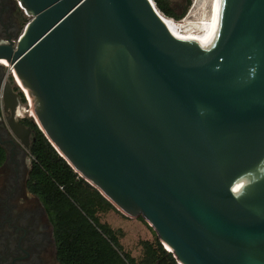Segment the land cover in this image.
Listing matches in <instances>:
<instances>
[{
    "label": "water",
    "instance_id": "water-1",
    "mask_svg": "<svg viewBox=\"0 0 264 264\" xmlns=\"http://www.w3.org/2000/svg\"><path fill=\"white\" fill-rule=\"evenodd\" d=\"M18 1L0 59L59 155L178 264H264V0H221L206 48L153 0Z\"/></svg>",
    "mask_w": 264,
    "mask_h": 264
},
{
    "label": "trees",
    "instance_id": "trees-1",
    "mask_svg": "<svg viewBox=\"0 0 264 264\" xmlns=\"http://www.w3.org/2000/svg\"><path fill=\"white\" fill-rule=\"evenodd\" d=\"M174 1L153 0L161 13L178 20L185 15L191 0H181L180 13L175 11ZM31 122L34 128V140L30 145L35 162L34 190L50 213L62 264H178L157 237L153 241L140 242L139 258L125 251L120 242L121 230L112 228L99 217L101 213L117 211L115 206L75 172Z\"/></svg>",
    "mask_w": 264,
    "mask_h": 264
},
{
    "label": "flooded vegetation",
    "instance_id": "flooded-vegetation-1",
    "mask_svg": "<svg viewBox=\"0 0 264 264\" xmlns=\"http://www.w3.org/2000/svg\"><path fill=\"white\" fill-rule=\"evenodd\" d=\"M21 21L16 0H0V43L16 41ZM7 70L0 63V264H62L50 213L34 190V128L25 115L22 92ZM8 83L12 93L5 105ZM15 117L30 129L28 135L12 133L8 120Z\"/></svg>",
    "mask_w": 264,
    "mask_h": 264
},
{
    "label": "bare ground",
    "instance_id": "bare-ground-1",
    "mask_svg": "<svg viewBox=\"0 0 264 264\" xmlns=\"http://www.w3.org/2000/svg\"><path fill=\"white\" fill-rule=\"evenodd\" d=\"M220 5L221 0H193L188 16L179 21L165 16L156 7L155 8L173 35L183 39H190L198 45L206 48L212 44L217 33ZM0 63L9 68L11 67L6 59H0ZM14 77L27 98L29 97L28 100L31 109V96L19 83L16 73L14 74ZM30 116H32V113ZM33 118L35 119L34 113ZM167 248L171 250L169 246H167Z\"/></svg>",
    "mask_w": 264,
    "mask_h": 264
},
{
    "label": "rangeland",
    "instance_id": "rangeland-1",
    "mask_svg": "<svg viewBox=\"0 0 264 264\" xmlns=\"http://www.w3.org/2000/svg\"><path fill=\"white\" fill-rule=\"evenodd\" d=\"M192 3H193V0H191V3L189 7L187 8L185 15L181 19H178V21L188 16ZM173 4L175 5V11L177 13H180L182 10L183 1L176 0L174 1ZM21 15H22V21L18 29V32L15 36V40L18 39V37L23 32L26 23L31 19V17L29 15H26V13H24V11L22 10H21ZM22 95H23V92H22ZM23 98L26 104V99L24 95H23ZM29 112L31 113V109ZM32 116H33V113H32ZM28 118L33 121V117H28ZM99 217L102 222L108 223L112 228L121 230L122 234L120 237V242L124 250L129 252L130 255L135 258H139L141 256L140 242L142 240L153 241L157 237L152 227L144 219H141L140 216L130 217V216L123 214L121 211L117 209V211L110 210L108 212L101 213Z\"/></svg>",
    "mask_w": 264,
    "mask_h": 264
},
{
    "label": "built area",
    "instance_id": "built-area-1",
    "mask_svg": "<svg viewBox=\"0 0 264 264\" xmlns=\"http://www.w3.org/2000/svg\"><path fill=\"white\" fill-rule=\"evenodd\" d=\"M16 3H17V5L19 6V8L22 10V11H24V8L22 7V5H21V3L18 1V0H16ZM25 13V12H24ZM27 15V14H26ZM17 41V40H16ZM8 68V70H7V73H8V75H11L12 77H13V79H14V82H15V84L18 86V88L23 92V95H24V97H25V99H26V104H25V113L26 114H29V111H30V102H29V100H28V98H27V96L25 95V93H24V91L22 90V88L19 86V84L17 83V81L15 80V77H14V70H13V68L11 67V68H9V67H7ZM1 89H0V107H2V100H1ZM29 117H33V116H30V114H29ZM34 119V118H33ZM165 247V246H164Z\"/></svg>",
    "mask_w": 264,
    "mask_h": 264
},
{
    "label": "snow or ice",
    "instance_id": "snow-or-ice-1",
    "mask_svg": "<svg viewBox=\"0 0 264 264\" xmlns=\"http://www.w3.org/2000/svg\"><path fill=\"white\" fill-rule=\"evenodd\" d=\"M235 190V189H234Z\"/></svg>",
    "mask_w": 264,
    "mask_h": 264
}]
</instances>
